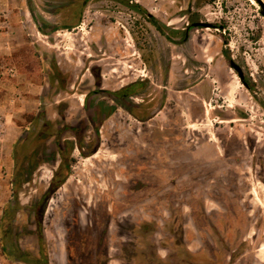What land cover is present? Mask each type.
Returning <instances> with one entry per match:
<instances>
[{"label": "rangeland", "instance_id": "obj_1", "mask_svg": "<svg viewBox=\"0 0 264 264\" xmlns=\"http://www.w3.org/2000/svg\"><path fill=\"white\" fill-rule=\"evenodd\" d=\"M200 135L210 159L194 154ZM123 138L133 158L113 184ZM43 258L264 264L254 0H0V264Z\"/></svg>", "mask_w": 264, "mask_h": 264}, {"label": "flooded vegetation", "instance_id": "obj_2", "mask_svg": "<svg viewBox=\"0 0 264 264\" xmlns=\"http://www.w3.org/2000/svg\"><path fill=\"white\" fill-rule=\"evenodd\" d=\"M179 72L181 71L182 69V65H177V68H176ZM176 84V82H175ZM178 84H181V82H178ZM101 87H98V90L100 91ZM98 91H95V93H97ZM126 96V94H113L112 97H116V98H119V97H124ZM173 97V95H172ZM229 107H232V106H229ZM96 115H99L101 114V110L100 109H97L96 110ZM90 114V113H89ZM95 116L93 115H88V118L90 119V121H94L95 119ZM191 116L192 117H200V110H199V107H195V108H192V112H191ZM99 120V118H98ZM235 121H238V120H235ZM100 123V122H99ZM82 124H86V121L83 120L82 121ZM200 132V131H198ZM181 134V133H180ZM180 134H176V136H180V138H184L186 139V141H189L193 135L192 133H188L187 135H180ZM193 134H196V132L194 131ZM247 137L248 138H251L252 140H255V135L254 134H250V133H247ZM130 140L129 138H123L120 142L116 143L114 140H112V142L109 144V147L113 148L114 150H118L120 152V157L117 158V160H115V162L113 163V166L111 168H109L107 170V175H108V181H110L111 183L113 184H122V179H121V176L123 174H126L127 172L130 171L129 167L128 166H124V167H121V164H126L125 161L126 159H130V158H133L132 155H128L126 152H125V149L127 146H131V143H130ZM199 145H198V144ZM240 142H238L239 144ZM198 145L197 148L195 149V156L197 159H202V157H207L208 159L212 158L214 156V150H213V145L208 142L206 140V137L204 135H200L198 141L196 142L195 141H191V145L194 146V145ZM106 145V144H105ZM157 157V163L155 165V168H154V172H156L157 176L160 178L161 177V163H160V159H161V152L159 151L156 155ZM126 188H128V186H126ZM123 189V187H122ZM115 188H108L106 190H103V194H105L106 196H109L113 193H115ZM105 196V197H106ZM121 208V206L117 205V204H113V208H112V211H119ZM122 212H124V210H122Z\"/></svg>", "mask_w": 264, "mask_h": 264}, {"label": "water", "instance_id": "obj_3", "mask_svg": "<svg viewBox=\"0 0 264 264\" xmlns=\"http://www.w3.org/2000/svg\"><path fill=\"white\" fill-rule=\"evenodd\" d=\"M254 1L259 5L260 14L262 17H264V2L262 0H254ZM195 26H197V24ZM201 26L206 27V24H201ZM230 66L238 73L241 81H243V73L241 71V68L238 65H236L233 61L230 62Z\"/></svg>", "mask_w": 264, "mask_h": 264}, {"label": "trees", "instance_id": "obj_4", "mask_svg": "<svg viewBox=\"0 0 264 264\" xmlns=\"http://www.w3.org/2000/svg\"><path fill=\"white\" fill-rule=\"evenodd\" d=\"M119 98H120V97H119ZM41 241H42V239H41ZM37 263H38V264H47V261H46L45 258H43V259H39V260L37 261Z\"/></svg>", "mask_w": 264, "mask_h": 264}]
</instances>
